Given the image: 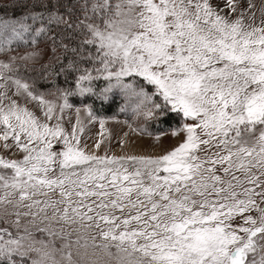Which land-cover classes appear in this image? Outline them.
I'll list each match as a JSON object with an SVG mask.
<instances>
[{
	"label": "snow or ice",
	"instance_id": "6c2138e0",
	"mask_svg": "<svg viewBox=\"0 0 264 264\" xmlns=\"http://www.w3.org/2000/svg\"><path fill=\"white\" fill-rule=\"evenodd\" d=\"M0 9V55L52 53L38 76L0 61V141L23 154L0 158V264H264V0ZM97 109L180 142L155 157L87 152L80 112L103 129Z\"/></svg>",
	"mask_w": 264,
	"mask_h": 264
},
{
	"label": "rangeland",
	"instance_id": "374dc122",
	"mask_svg": "<svg viewBox=\"0 0 264 264\" xmlns=\"http://www.w3.org/2000/svg\"><path fill=\"white\" fill-rule=\"evenodd\" d=\"M13 0H0V5L4 3H9ZM213 4L222 3V0H212ZM38 51L39 56L28 60L19 59L22 56L28 55L29 52ZM51 54L49 47H46L45 44L39 45L38 48L33 47H20L15 52H9L6 55H0V61L8 62L12 56L17 57L16 63L27 65V67H37L41 63L46 62ZM34 67V68H35ZM33 69V68H32ZM26 75V74H25ZM31 76H37L35 71H32ZM11 87L9 88V95L12 94ZM18 99L22 106L27 103L28 107H32L34 102H28L26 98L13 97ZM105 117V124L103 129H101L99 121L90 120L87 115L81 111L80 120L83 124V133L80 137L81 147H85L87 152H95L98 155H103L107 152L108 155L115 156H150L155 157L162 154H165L168 151H171L173 148L178 146L180 139H173L169 134H161L158 139L141 135L139 132L134 129L137 127L136 122L133 120V117L130 113L118 114L116 112L110 115H102ZM76 111L75 107L70 110H66L64 114V126L67 131L71 132V127L76 122ZM154 132V131H153ZM182 139V137H181ZM98 141H102L101 147L99 150L95 148V144ZM11 143V141L9 142ZM23 154L13 147L10 151L4 148V142L0 141V158L4 159H19ZM42 199V198H41ZM20 212H27V208L19 209ZM9 219H15V217H10ZM31 217H22V223H27ZM59 228L60 225H55ZM71 231V228H68ZM75 234L73 235L74 238ZM59 241H57V246H59Z\"/></svg>",
	"mask_w": 264,
	"mask_h": 264
},
{
	"label": "trees",
	"instance_id": "16d2710c",
	"mask_svg": "<svg viewBox=\"0 0 264 264\" xmlns=\"http://www.w3.org/2000/svg\"><path fill=\"white\" fill-rule=\"evenodd\" d=\"M28 2L29 3H31V0H28ZM24 3V0H13V1H11V2H9V3H4V4H1V5H9V4H17V5H20V4H23ZM37 11H39L40 9L39 8H37L36 9ZM0 11H2V9H0ZM22 12H23V9L21 8V7H16V8H14L13 10H11V12L9 13V15H12V14H14V15H16V16H20L21 14H22ZM40 45V44H39ZM41 45H43V43H41ZM51 50V49H50ZM52 55V53L50 54V56ZM57 55H59V52H57ZM48 61H49V59L46 61V62H44V63H41L39 66H37V67H35V66H31V67H28L29 69H32V70H34L35 71V74H37V76L40 74L39 73V70H40V68H41V66L42 65H44V64H46V63H48ZM64 63H67V58H65V60H64ZM35 67V68H34ZM26 75H28V74H32V71L31 72H26L25 73ZM59 83L60 84H63V78L61 77V78H59ZM38 87L41 89V90H46L47 88H49L50 87V85H48V84H46V83H43V82H40V83H38ZM97 111L99 112V114L100 115H110V114H112V113H114L115 111H114V109H109V110H107V112H102V111H100L99 109H97ZM151 131H154V132H157V131H161V130H158V129H156L155 127H153L152 129H151Z\"/></svg>",
	"mask_w": 264,
	"mask_h": 264
}]
</instances>
